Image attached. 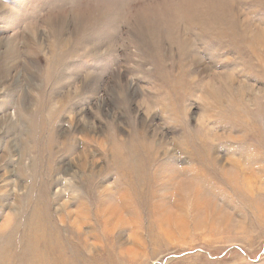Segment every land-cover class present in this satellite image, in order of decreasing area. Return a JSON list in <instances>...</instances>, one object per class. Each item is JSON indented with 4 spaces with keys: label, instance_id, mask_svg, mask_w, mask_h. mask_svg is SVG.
Returning <instances> with one entry per match:
<instances>
[{
    "label": "rangeland",
    "instance_id": "374dc122",
    "mask_svg": "<svg viewBox=\"0 0 264 264\" xmlns=\"http://www.w3.org/2000/svg\"><path fill=\"white\" fill-rule=\"evenodd\" d=\"M32 253L264 264V0H0V264Z\"/></svg>",
    "mask_w": 264,
    "mask_h": 264
},
{
    "label": "bare ground",
    "instance_id": "6f19581e",
    "mask_svg": "<svg viewBox=\"0 0 264 264\" xmlns=\"http://www.w3.org/2000/svg\"><path fill=\"white\" fill-rule=\"evenodd\" d=\"M216 2H217V1H216ZM207 4H219V2H218V3L207 2ZM216 9H219V7H218V8H215V10H216ZM203 27H204V26H203ZM220 30H221V29H220ZM243 161H245V159L242 158L241 161H240V163L242 164ZM234 163H235V162H234ZM235 165H236V164H235ZM122 196H123V195H122ZM122 196H121V197H122ZM124 196H125V195H124ZM119 197H120V196H119ZM119 197H118V198H119ZM121 197H120V199H121ZM125 198H126V197H125ZM121 200H122V199H121ZM123 200H124V198H123ZM126 200H127V199H126ZM117 201H118V200H117ZM119 203H120V202H119ZM119 203L116 204V205H114V207H110V211H113V212L111 213V216H112V214H114V216H115V214H117V216L119 215V210H118V209H119V208H118ZM125 203H126V202H125ZM125 203H124V204H125ZM124 204H123V205H124ZM100 205H101V203H100ZM126 205H127V203H126ZM126 205H124V207H125ZM120 208H121V206H120ZM82 210H83V209H82ZM107 210H108V209H107ZM84 211H85V210H84ZM67 215H68V214H67ZM117 216H116V217H117ZM68 217H69V216H68ZM61 218H62V217H61ZM111 218H113V217H111ZM119 219H120V218H117V220H119ZM62 221H63V218H62ZM119 221H120V220H119ZM119 221H118V222H119ZM64 222H65V221H64ZM76 222H77V221H76ZM76 224H77V223H76ZM117 224H118V223H117ZM84 226H85V225H84ZM55 244H56V243H55ZM39 254H40V253H39ZM31 257L34 258V259H36V260H34V259H25V258H24V261H25V262H28V263L36 264V263L38 262V259H39V258H38L39 256L37 255V253H32ZM58 257H59V256H58ZM41 259H42V256H41ZM39 260H40V259H39ZM20 264H21V263H20Z\"/></svg>",
    "mask_w": 264,
    "mask_h": 264
}]
</instances>
